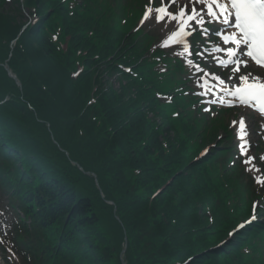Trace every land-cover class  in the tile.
I'll list each match as a JSON object with an SVG mask.
<instances>
[{"label": "trees", "instance_id": "trees-1", "mask_svg": "<svg viewBox=\"0 0 264 264\" xmlns=\"http://www.w3.org/2000/svg\"><path fill=\"white\" fill-rule=\"evenodd\" d=\"M25 6L38 20L20 37L19 11L0 13V102L8 99L0 106V186L47 233L36 241L34 264H121L125 236L127 264H231L229 256L219 258L227 247L218 246L233 216L223 230L207 215L211 200L226 204L212 197L198 171L202 163L188 141L197 145L196 131L165 122L146 82L123 71L140 57L124 33L90 8L68 15L61 0ZM10 55L23 92L2 67ZM158 116L165 118L161 126ZM22 182L24 199L15 194ZM52 242L64 257L48 250Z\"/></svg>", "mask_w": 264, "mask_h": 264}, {"label": "snow or ice", "instance_id": "snow-or-ice-1", "mask_svg": "<svg viewBox=\"0 0 264 264\" xmlns=\"http://www.w3.org/2000/svg\"><path fill=\"white\" fill-rule=\"evenodd\" d=\"M152 4L153 0H148L140 25L143 26L145 21L153 26H158L163 21L165 28L168 24H172V27L168 29L171 34L163 42L165 47L170 44H179L187 50L192 47L186 39L187 37L193 36L194 33L202 36L210 33L217 37L222 36L224 45H233L226 49L227 56L231 59L219 60L222 67L231 65L233 74L240 72L241 65H244L245 68L248 67V58L255 61L257 65L264 66V0H160L159 7H153ZM173 5L178 10L170 11L169 9ZM173 21L175 23H172ZM195 47L200 48L201 46L197 44ZM214 51L219 53L225 49L216 47ZM189 54L191 55V52ZM188 63L192 65L193 61L189 60ZM196 67L199 66L196 65ZM128 71L131 72L132 70L128 69ZM74 75L78 76L79 73H74ZM212 75L215 80L219 81L220 85L226 84L224 79ZM250 77L251 79H249ZM235 79L241 81L242 85H235L234 90L225 86L223 91L231 99H226L222 103L228 107L238 104L256 109L264 116V79L254 76L250 71L240 73ZM232 80L233 75H229L227 81ZM209 110L208 108L205 109V111ZM232 123L239 125L242 133L240 139L244 141L241 151L247 155L244 150L247 145L245 138L249 135L248 125L245 124L243 117ZM252 159L253 157L248 156L244 163L249 164ZM246 170L252 171L251 168ZM255 171L259 172L260 169L256 168ZM256 183L264 187V179H258ZM257 204L264 208V201L254 202L252 220L256 219ZM246 223H251V221ZM239 227L242 228L244 225Z\"/></svg>", "mask_w": 264, "mask_h": 264}, {"label": "rangeland", "instance_id": "rangeland-1", "mask_svg": "<svg viewBox=\"0 0 264 264\" xmlns=\"http://www.w3.org/2000/svg\"><path fill=\"white\" fill-rule=\"evenodd\" d=\"M120 2H121L122 4H124V5H126L127 3L130 4V5H132V2H129V1H128L127 3H124V1H123V2L120 1ZM4 9H5L4 11H9V7H8V6L5 7ZM147 24H148V22L145 21L144 25L147 26ZM153 28H154V27H152V26H147V27H145V29H146L148 32H149L150 29H153ZM161 31H162V29H157V33L160 34V36H159L160 44L163 43V42L165 41V37L163 36L164 33L161 32ZM165 62H166V58H165L164 55H163V57L161 58L159 64H160V65H164ZM111 81H112V83H115V84H116L115 78H112ZM116 86H117V85H116ZM255 133H256V131H255V129L253 128V134H255ZM251 142H252V140H249V141H248V144L250 145ZM228 144L230 145V142H229ZM250 146H251V145H250ZM251 148H252V146H251ZM252 151H253V150L251 149L250 152L247 154V158H248V156L253 157V153H252ZM254 164L256 165L257 162H254ZM257 168H259V169H260L259 172H261V167H260V166H257ZM260 177H261L260 175H257V178H258V179H259ZM0 251H1V248H0ZM8 262H9V264H17V259H14V258L11 256L10 258H8ZM0 264H6V263L3 262V261L1 260V261H0Z\"/></svg>", "mask_w": 264, "mask_h": 264}, {"label": "bare ground", "instance_id": "bare-ground-1", "mask_svg": "<svg viewBox=\"0 0 264 264\" xmlns=\"http://www.w3.org/2000/svg\"><path fill=\"white\" fill-rule=\"evenodd\" d=\"M173 22H174V21H173ZM173 22H172V23H173ZM242 66H243V65H242Z\"/></svg>", "mask_w": 264, "mask_h": 264}]
</instances>
